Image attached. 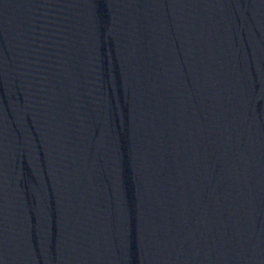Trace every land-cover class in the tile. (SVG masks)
Wrapping results in <instances>:
<instances>
[{
  "label": "water",
  "instance_id": "1",
  "mask_svg": "<svg viewBox=\"0 0 264 264\" xmlns=\"http://www.w3.org/2000/svg\"><path fill=\"white\" fill-rule=\"evenodd\" d=\"M0 264H264V0H0Z\"/></svg>",
  "mask_w": 264,
  "mask_h": 264
}]
</instances>
